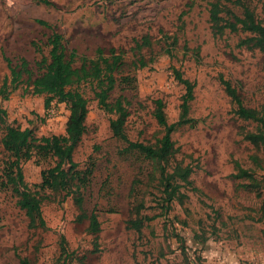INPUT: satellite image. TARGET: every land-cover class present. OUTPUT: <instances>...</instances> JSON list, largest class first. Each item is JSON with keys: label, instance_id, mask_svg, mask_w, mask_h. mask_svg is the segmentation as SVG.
I'll return each instance as SVG.
<instances>
[{"label": "rangeland", "instance_id": "1", "mask_svg": "<svg viewBox=\"0 0 264 264\" xmlns=\"http://www.w3.org/2000/svg\"><path fill=\"white\" fill-rule=\"evenodd\" d=\"M45 1L50 5L43 0H0V82L9 77L6 59L13 67L25 59L33 77L40 73L36 62L42 55L48 57V38L55 31L63 37L66 55L76 52L74 67L82 57L95 58L97 48L105 57L110 48L124 51L109 101L126 98L124 128L129 140L156 145L162 137L163 128L153 116L157 99L165 104L168 123L178 119L185 90L172 68L195 83L188 112L194 123L172 133V155L158 163L125 151L126 144L109 127L114 116L98 106L93 85H74L70 89L83 94L88 113L73 160L79 171L90 172L82 191L84 208L95 211L100 232L92 235L88 221L77 220L71 197L62 201L63 193L51 191L41 204L46 229H29V219L4 176L11 160L1 144L4 126L29 129L37 138L63 135L69 111L56 101L45 109L46 97L31 94L23 75L17 90L7 100L0 98L6 113L5 124L0 123V264H264V163L259 167L253 162L264 156L242 135L254 132L256 124L237 117L219 81L220 76L229 81L246 108L261 110L264 53L252 42L240 45L255 35L228 30L215 35L208 14L214 0ZM249 4L264 24V0ZM226 8L242 13L230 4ZM145 35L151 46L133 50ZM172 37L177 44L169 47ZM150 57L155 58L152 64L133 66L137 59ZM123 77H129V83L121 84ZM54 164V158L22 162L24 181L40 183L42 171ZM160 166L167 174L177 166L192 170L191 185L176 177L184 197L181 203L174 199L168 211L162 202ZM237 166L247 170L252 181L235 178ZM253 181L259 184L257 190L245 187ZM138 205L139 218L151 220L137 232L127 222L137 217Z\"/></svg>", "mask_w": 264, "mask_h": 264}, {"label": "trees", "instance_id": "2", "mask_svg": "<svg viewBox=\"0 0 264 264\" xmlns=\"http://www.w3.org/2000/svg\"><path fill=\"white\" fill-rule=\"evenodd\" d=\"M250 0H214L209 5V21L212 31L215 35L222 33L224 30L230 32H247L255 35L252 38L242 40L240 45L253 43L264 53V24L258 20L256 13L250 7ZM43 3L50 5L49 2L43 0ZM226 4L233 5L242 10L240 15L234 13L231 9L226 8ZM264 8V4H263ZM228 16V17H227ZM227 17V18H225ZM40 25L51 28L44 21H37ZM49 53L48 57L42 55L41 59L36 62L38 73L33 77V73L28 68L29 64L25 59H20L18 66H12L10 61L6 59L9 77L4 78L0 82V98L7 100L9 96L17 90L22 82L23 75L27 76L28 86L31 88V94L45 96L44 106L49 109L51 104L56 101L67 105L69 115L65 125V133L63 135H53L49 137L37 138L29 129H20L6 125L4 126V135L1 144L5 152L10 156L9 162L5 164L4 176L6 184L11 185L13 191L18 197L17 205L20 210L24 211L29 219V229H46V223L42 216L41 204L44 200L49 199L46 191L54 193H63L61 200L71 197L79 214L78 221H88V232L97 235L100 232V222L95 211L86 212L84 208V197L82 191L88 183V175L90 172L79 171L77 163L73 160V152L85 133V119L88 113V101L83 94L77 90H71L74 85L81 83H91L93 85L94 97L98 106L108 114L114 116L109 121V127L113 136L122 140L126 144L125 151H137L145 158L152 159L158 163H166L173 152V142L171 140L172 133L188 124H193L194 120L188 116L189 102L193 100V90L195 83L184 78L182 73L172 68L174 79L183 86L185 93L181 99L180 114L178 119L173 123H168L165 116V104L161 99L154 101L153 116L157 124L163 128L162 137L157 141L156 145H145L141 142H133L128 139L125 133V122L128 117L126 109L127 100L123 96H119L110 102V93L116 85L115 73L123 65L124 51H117L115 48L108 50V56H104L101 48L96 49L95 58H80V66L74 67L76 61V52L71 51L66 55V49L63 44V37L58 32L53 31L48 38ZM151 38L145 35L135 42L133 50H141L151 46ZM177 44V38L172 37L169 47ZM37 53H41L40 47L33 42ZM171 55V49L165 50ZM155 61L154 57H150L147 61L144 58L137 59L133 66L135 68H144ZM129 77H123L120 83H129ZM219 81L223 86L224 92L235 105V114L242 120L252 121L256 124V129L252 131H243L244 140L260 150L264 156V106L261 110L246 108L236 89L231 83L221 76ZM6 113L0 109V123L5 124ZM38 157L40 160L49 158L55 159V164L47 168L41 173V182L38 184L28 185L24 181L21 163ZM253 162L261 167L264 158L259 161L257 157L253 158ZM68 166V169H66ZM161 183L163 185L162 202L165 211L170 209V204L174 199L182 202L184 195L180 192L183 187L176 182V177L184 185H191L189 176L192 173L190 167L181 168L177 166L171 174H167L165 166L159 169ZM235 178H244L252 181V175L239 166H237V174ZM246 188L257 190L259 184L255 181L249 183ZM142 205H138L135 210V219H129L127 225L130 229L140 231L145 222L150 221L148 217L139 218ZM64 243V242H63ZM61 244L62 250L65 247Z\"/></svg>", "mask_w": 264, "mask_h": 264}]
</instances>
